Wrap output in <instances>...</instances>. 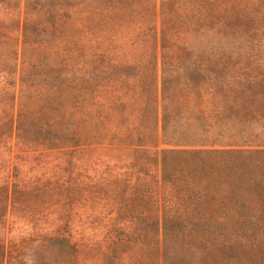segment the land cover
I'll list each match as a JSON object with an SVG mask.
<instances>
[{"label":"rangeland","instance_id":"obj_1","mask_svg":"<svg viewBox=\"0 0 264 264\" xmlns=\"http://www.w3.org/2000/svg\"><path fill=\"white\" fill-rule=\"evenodd\" d=\"M161 3L0 0V264H264L258 190H180L170 167L201 160L142 146L174 27Z\"/></svg>","mask_w":264,"mask_h":264},{"label":"trees","instance_id":"obj_2","mask_svg":"<svg viewBox=\"0 0 264 264\" xmlns=\"http://www.w3.org/2000/svg\"><path fill=\"white\" fill-rule=\"evenodd\" d=\"M218 1L173 0L174 27L162 35L161 85L139 136L163 155L201 160L170 167L180 190H196L210 177L258 190L264 221V0H233L231 32L219 31ZM154 16L151 6L141 18L144 33L157 39ZM178 51L187 53L181 62Z\"/></svg>","mask_w":264,"mask_h":264}]
</instances>
